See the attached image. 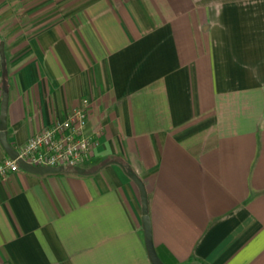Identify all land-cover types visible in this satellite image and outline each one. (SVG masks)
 <instances>
[{
	"label": "crops",
	"instance_id": "1",
	"mask_svg": "<svg viewBox=\"0 0 264 264\" xmlns=\"http://www.w3.org/2000/svg\"><path fill=\"white\" fill-rule=\"evenodd\" d=\"M0 41L17 155L83 98L98 142L0 176V264H152L130 171L164 264H264V0H0Z\"/></svg>",
	"mask_w": 264,
	"mask_h": 264
},
{
	"label": "built area",
	"instance_id": "2",
	"mask_svg": "<svg viewBox=\"0 0 264 264\" xmlns=\"http://www.w3.org/2000/svg\"><path fill=\"white\" fill-rule=\"evenodd\" d=\"M90 101L83 98L79 106L64 118L33 134L18 151L16 159L0 164V176L19 170L17 160L33 165L76 168L88 161L97 146L93 135L86 133Z\"/></svg>",
	"mask_w": 264,
	"mask_h": 264
},
{
	"label": "water",
	"instance_id": "3",
	"mask_svg": "<svg viewBox=\"0 0 264 264\" xmlns=\"http://www.w3.org/2000/svg\"><path fill=\"white\" fill-rule=\"evenodd\" d=\"M0 59L2 63V70L5 72V52H4V42L0 41ZM2 99L0 103V141L5 151L11 158L17 157V151L9 144L6 136V114H7V103H8V94L5 89V86L2 87ZM20 167L35 173H45V172H58L61 170L59 167H45V166H33L23 162L22 160H17ZM129 176L131 179L137 184L140 197H141V206H142V224L145 232V243L148 251V255L152 264H164L157 252L155 250L152 234H151V226L149 222L148 209H147V192L145 190V186L142 180L133 172H129Z\"/></svg>",
	"mask_w": 264,
	"mask_h": 264
},
{
	"label": "rangeland",
	"instance_id": "4",
	"mask_svg": "<svg viewBox=\"0 0 264 264\" xmlns=\"http://www.w3.org/2000/svg\"><path fill=\"white\" fill-rule=\"evenodd\" d=\"M45 1V0H44Z\"/></svg>",
	"mask_w": 264,
	"mask_h": 264
}]
</instances>
